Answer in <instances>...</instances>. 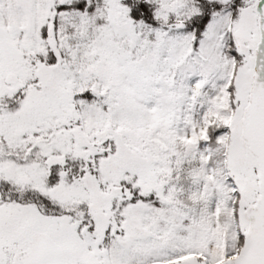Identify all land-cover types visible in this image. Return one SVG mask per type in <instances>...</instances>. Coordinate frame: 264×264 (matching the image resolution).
<instances>
[{"label":"snow or ice","instance_id":"snow-or-ice-1","mask_svg":"<svg viewBox=\"0 0 264 264\" xmlns=\"http://www.w3.org/2000/svg\"><path fill=\"white\" fill-rule=\"evenodd\" d=\"M0 264H264V0H0Z\"/></svg>","mask_w":264,"mask_h":264}]
</instances>
